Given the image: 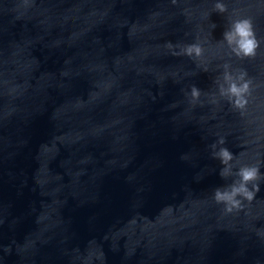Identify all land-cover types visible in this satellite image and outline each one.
Returning <instances> with one entry per match:
<instances>
[{"label": "water", "instance_id": "1", "mask_svg": "<svg viewBox=\"0 0 264 264\" xmlns=\"http://www.w3.org/2000/svg\"><path fill=\"white\" fill-rule=\"evenodd\" d=\"M216 2L0 0V264H264V179L231 213L213 198L264 174V0ZM240 18L244 59L222 41ZM225 64L247 73L243 110Z\"/></svg>", "mask_w": 264, "mask_h": 264}, {"label": "clouds", "instance_id": "2", "mask_svg": "<svg viewBox=\"0 0 264 264\" xmlns=\"http://www.w3.org/2000/svg\"><path fill=\"white\" fill-rule=\"evenodd\" d=\"M173 3H175V0H173ZM213 11L224 14L227 12V7L221 0H217ZM212 27L214 29L215 24ZM222 41L227 44L232 54L240 59L253 57L259 47V42L253 31L252 21L248 18L232 21L230 26L223 32ZM169 47L172 46L169 45ZM172 54L199 57L202 54V48L198 44H191L182 48L180 52H173ZM224 67V83L219 87L220 95L226 97L234 108L243 110L248 104L246 97L250 90V81L246 79L247 73L240 72L239 75L233 76L227 70L229 65L225 64ZM191 96L193 100H197L200 96V90L195 85L191 88ZM225 144V139L220 138L211 145L213 158L219 160L222 165L219 172L222 179H227L234 174L232 164L234 155L227 147L223 146ZM235 176L237 179L230 185L216 188L213 194L215 202L225 206L226 213H231L233 209L242 208L244 200L251 201L259 191V184L254 182L264 179V174H261L259 166H242L235 172ZM249 185L252 186L251 190Z\"/></svg>", "mask_w": 264, "mask_h": 264}]
</instances>
